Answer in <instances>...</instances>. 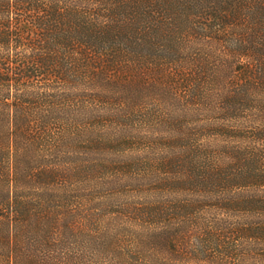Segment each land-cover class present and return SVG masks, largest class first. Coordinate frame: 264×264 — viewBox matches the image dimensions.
I'll return each instance as SVG.
<instances>
[{"label":"trees","instance_id":"16d2710c","mask_svg":"<svg viewBox=\"0 0 264 264\" xmlns=\"http://www.w3.org/2000/svg\"><path fill=\"white\" fill-rule=\"evenodd\" d=\"M263 93L264 0H0V264H58L71 224L21 182L78 170L113 192L149 175V242L168 264H264V125L247 119ZM132 122L170 148L145 175L106 157ZM43 152L67 161L41 167Z\"/></svg>","mask_w":264,"mask_h":264},{"label":"rangeland","instance_id":"374dc122","mask_svg":"<svg viewBox=\"0 0 264 264\" xmlns=\"http://www.w3.org/2000/svg\"><path fill=\"white\" fill-rule=\"evenodd\" d=\"M260 97L259 100L256 99V104L249 105L250 116H247V119L250 118L254 126L260 125L262 127L264 114L259 109V105L264 106V93ZM138 99L135 101L137 102ZM149 130V133L144 135L145 138H142L139 131L141 133L143 131L133 122L129 124L127 130L122 129L121 131L117 127L118 132L114 130V144L111 145L110 151L106 154L109 163L112 162L113 165L117 158L120 157V160L126 155L125 158H122L123 162L130 163L134 169L141 168L143 174L146 167L149 171V164L160 167L162 156L166 155L165 152L170 151V148L166 145L167 150L164 145H161L164 142L156 139L159 134H156L151 128ZM93 131L94 135H97L103 132V128L97 125ZM127 135L132 140L146 144L150 141L149 151L148 149L142 150L141 145L136 146L134 151H129L126 146ZM179 141L181 142V140L174 142L178 145ZM84 151L86 149L81 150L78 155L74 154V156L86 159L88 155ZM62 153L64 152L38 153L41 160L39 165L42 167L45 163H49L46 160L65 163L67 160ZM69 156L71 158L70 154ZM29 159L32 160V158ZM84 159H81V166L97 167V163L93 162L94 160H90V164H88ZM108 161L105 160L104 162ZM141 163V167L137 168L136 165ZM78 171L63 182L62 179L50 182L44 178V174L39 175L27 185L21 182L23 186L30 187L32 191L28 200L33 209H36L39 214H62L67 218L64 222L71 224V228H63L59 231L61 238L57 242L58 253L55 255V259H51V261L58 264H168V259H172V257L167 255L165 251L158 253L156 250L161 249V247L154 248L149 242V191L143 190L144 185L149 187L146 185L149 183V175L144 176L147 177V181H143L144 185L143 183L139 185L140 182L136 181V178L135 180H128L131 186L129 185L126 190L121 188L119 191L113 192L112 189H108L107 179L102 180V176L96 178V174L94 176L89 173L87 174L89 180L94 181L87 182L81 178L84 171ZM64 175L65 172L60 174L62 178ZM61 219L63 218L61 217ZM146 220L148 221L146 222ZM50 226L49 223L45 229L50 228ZM196 242L193 240V247ZM43 245L40 249L47 248L45 244ZM41 252H45V250ZM173 262V264H177L176 261L173 260ZM182 264L184 263L182 262ZM257 264H261L260 258H258Z\"/></svg>","mask_w":264,"mask_h":264}]
</instances>
